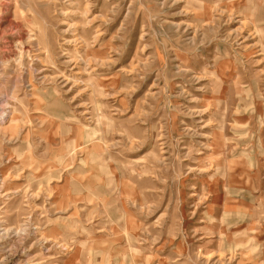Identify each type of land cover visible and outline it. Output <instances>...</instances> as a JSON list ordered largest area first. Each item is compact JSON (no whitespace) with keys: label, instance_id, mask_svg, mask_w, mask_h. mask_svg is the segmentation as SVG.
Masks as SVG:
<instances>
[{"label":"rangeland","instance_id":"rangeland-1","mask_svg":"<svg viewBox=\"0 0 264 264\" xmlns=\"http://www.w3.org/2000/svg\"><path fill=\"white\" fill-rule=\"evenodd\" d=\"M263 41L264 0H0V264H264Z\"/></svg>","mask_w":264,"mask_h":264},{"label":"bare ground","instance_id":"bare-ground-1","mask_svg":"<svg viewBox=\"0 0 264 264\" xmlns=\"http://www.w3.org/2000/svg\"><path fill=\"white\" fill-rule=\"evenodd\" d=\"M4 4V3H3ZM219 14V13H218ZM6 22H10V21H6ZM13 23V22H12ZM10 24V23H9ZM15 24V23H14ZM18 27V26H17ZM22 40V39H21ZM17 43V42H15ZM12 44V43H11ZM15 46V45H13ZM22 46V47H21ZM20 46V50L18 51V59H19V63H21V61L24 59V58H29L31 59V61H35V53H34V50L31 49L30 47H25L23 45ZM34 47V46H32ZM17 49L14 50V53L17 54ZM13 54V50L11 52ZM95 60V59H94ZM17 61V60H16ZM91 61V60H90ZM94 62V61H93ZM23 63V62H22ZM82 71H85V69H81ZM87 70V69H86ZM81 71V72H82ZM86 72V71H85ZM26 87V86H25ZM6 96V95H5ZM13 99L12 96H6L2 102H0V129H1V126H3L7 121L9 122L10 120V124L8 123V126L11 127V121L14 120L13 116H14V112H11L9 110H11V107H10V104L9 102ZM84 113V112H83ZM84 114H88V112H85ZM90 114V113H89ZM64 161V160H63ZM62 163V162H61ZM136 164V161L133 160L131 161V165H135ZM62 165V164H61ZM98 180V179H97ZM102 183V182H101ZM76 188L72 191L71 195L72 196H77L76 195ZM75 191V192H74ZM74 193V194H73ZM103 193V191L101 192ZM11 231L9 229H4V228H0V237L4 238L9 236V233ZM11 242V241H10ZM4 252V251H3ZM11 256V255H10ZM5 258V257H4ZM6 261L7 260V257H6ZM6 261L4 262V264H7ZM36 264V263H35Z\"/></svg>","mask_w":264,"mask_h":264},{"label":"crops","instance_id":"crops-1","mask_svg":"<svg viewBox=\"0 0 264 264\" xmlns=\"http://www.w3.org/2000/svg\"><path fill=\"white\" fill-rule=\"evenodd\" d=\"M261 44H262V48L264 49V41L261 42ZM263 49H262V52H264ZM254 58H256L255 64H257V67L260 66L259 68L254 69V70L257 72L264 73V54H262V53L257 54ZM260 64H262V66ZM261 87L262 88L260 89V92L262 90V92L264 93V84H262ZM241 91H243V89H241ZM263 93H262V95L259 94L261 97L257 101L255 98L258 96V94H257V96L255 95L251 100H252V103H255V107L253 108V112L255 113L256 121L260 124L259 125L260 127L257 130V133L262 138L261 149H262V156L264 157V94ZM259 168L264 169V162L261 163V167H259ZM259 168L257 166H255V169H259ZM263 182H264V180H263ZM133 186L135 187V191H136L137 190L136 186L135 185H133Z\"/></svg>","mask_w":264,"mask_h":264}]
</instances>
